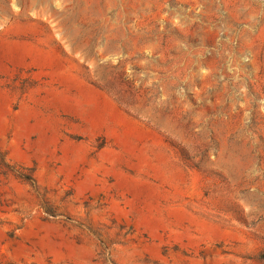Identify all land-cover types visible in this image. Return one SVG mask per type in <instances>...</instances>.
<instances>
[{
	"label": "rangeland",
	"instance_id": "rangeland-1",
	"mask_svg": "<svg viewBox=\"0 0 264 264\" xmlns=\"http://www.w3.org/2000/svg\"><path fill=\"white\" fill-rule=\"evenodd\" d=\"M0 264H264V0H0Z\"/></svg>",
	"mask_w": 264,
	"mask_h": 264
}]
</instances>
